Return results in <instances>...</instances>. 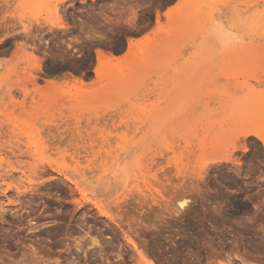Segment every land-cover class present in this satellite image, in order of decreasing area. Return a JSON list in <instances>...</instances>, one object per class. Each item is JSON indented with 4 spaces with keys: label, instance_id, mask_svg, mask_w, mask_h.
I'll return each instance as SVG.
<instances>
[{
    "label": "rangeland",
    "instance_id": "1",
    "mask_svg": "<svg viewBox=\"0 0 264 264\" xmlns=\"http://www.w3.org/2000/svg\"><path fill=\"white\" fill-rule=\"evenodd\" d=\"M54 1L0 0V85L30 78L20 43L41 59L23 109L0 87V264H145L130 239L153 264H264V148L243 137L264 124L237 100L264 91V0Z\"/></svg>",
    "mask_w": 264,
    "mask_h": 264
},
{
    "label": "bare ground",
    "instance_id": "2",
    "mask_svg": "<svg viewBox=\"0 0 264 264\" xmlns=\"http://www.w3.org/2000/svg\"><path fill=\"white\" fill-rule=\"evenodd\" d=\"M2 1H4L5 2V0H2ZM60 0H58V2H59ZM91 2H94L95 0H90ZM202 0H199V2H201ZM206 1V0H205ZM208 1V0H207ZM210 1V0H209ZM55 3H56V0L54 1ZM202 2H204V0L202 1ZM54 3V4H55ZM60 3V2H59ZM54 4H53V2H52V4L50 3V7H52V10H53V15L55 16V14H56V10L58 9L57 8V5H55L54 6ZM201 5H200V7L202 6V3H200ZM205 3H203V5H204ZM52 5V6H51ZM210 9V8H209ZM111 10H114V9H111ZM209 13H219V11H217V10H213V9H210L209 10ZM51 14V19H53L54 17H52L53 15ZM99 14H100V12H99ZM132 15V14H131ZM56 18L58 19L57 21H59V18L57 17V15H56ZM56 18H54V19H56ZM99 18V17H98ZM118 19V18H117ZM19 20H21V17H19ZM47 20H49V19H47ZM132 20H133V18H132ZM56 21V22H57ZM49 22H52V21H49ZM58 23V22H57ZM57 23H55V24H57ZM118 23V22H117ZM53 24V26H54V22L52 23ZM83 25H84V23H83ZM87 26V25H86ZM133 26V25H132ZM23 27V34H24V38H26V39H33L34 37H31V34H30V30H29V27L27 26V25H23L22 26ZM84 27V26H83ZM87 28H89V30L91 29L90 28V26L89 27H87ZM81 30V29H80ZM94 30V29H93ZM82 31V30H81ZM91 31V30H90ZM210 31H211V33L213 34V36L218 40V41H220L222 44H223V42L225 41L226 42V31L223 29V27H221L220 26V24L219 23H214V24H212L211 25V28H210ZM93 32V31H92ZM96 32V31H95ZM82 34V33H81ZM4 35V34H3ZM83 35V34H82ZM81 35V36H82ZM86 35H88V34H86ZM85 35V33H84V36H86ZM95 35V34H94ZM83 36V37H84ZM91 36V35H90ZM82 37V38H83ZM89 36H86V37H84V38H86L85 40H87V39H89L88 38ZM95 37V36H94ZM93 37V38H94ZM75 38H77V37H75ZM101 38V37H100ZM99 38V39H100ZM38 40V39H37ZM89 41H90V43H91V41L92 40H90L89 39ZM88 41V42H89ZM96 41V40H95ZM100 41V40H99ZM127 43V53H129V54H131L132 55V53L131 52H133V50H135V48H134V46L138 43L139 44V42H141L140 40H134V39H129L128 41H126ZM46 44V43H45ZM94 44V43H93ZM225 44H227V43H225ZM224 44V45H225ZM27 45H25V44H22V43H20L19 44V49H17V50H20L21 51V53H19V52H17V53H19L18 54V58H16L17 59V62H20V65H25V67H27L26 69L25 68H23V69H25L23 72L25 73V75H28L30 78H25L24 79V83H31V85L32 86H34L35 85V78H34V76H33V72H35V73H37V71H39L40 70V66H41V59H40V57H38L37 56V52H38V50L37 49H35V48H33V47H31V52L30 53H28V52H26V49H27ZM18 48V47H17ZM30 48V47H29ZM30 50V49H29ZM5 51V50H4ZM60 52V51H59ZM95 52H97L96 54H95V58H96V62H97V64L100 66V68L102 69V67L103 66H105V65H107L108 67H109V69L111 68V69H113V66L111 65V62L113 61V60H115L114 59V57H113V53L111 54V53H109V54H104V52L102 51H100L99 52V50L98 51H95ZM3 54V53H2ZM14 54V53H13ZM52 54V53H51ZM51 54H49V57H52L53 56V54L51 55ZM115 54V53H114ZM129 54H127V56L129 55ZM134 54H136V53H134ZM13 56V55H12ZM47 56V55H46ZM13 57H15V56H13ZM54 57H55V54H54ZM58 57V56H57ZM62 57V56H61ZM60 57V58H61ZM128 57H130V55L128 56ZM52 59V58H51ZM120 59V58H119ZM118 58L116 59V61L117 60H119ZM123 59V58H122ZM121 59V60H122ZM50 60V59H49ZM121 60H119V61H121ZM127 60H130V59H127ZM54 61V60H53ZM131 61V60H130ZM21 62H24L25 64H21ZM118 62V61H117ZM124 63V62H123ZM126 63V62H125ZM17 64V63H16ZM15 64V65H16ZM114 64V63H113ZM98 65H97V67H98ZM121 66L120 64H117V66ZM17 66H18V64H17ZM57 66V65H56ZM112 66V67H111ZM118 66V67H119ZM127 66V65H126ZM116 66H114V69H113V71L116 69L115 68ZM117 67V68H118ZM122 67V66H121ZM119 68V69H122V68ZM15 68H16V66H15ZM19 68V67H18ZM47 68V67H46ZM23 69H21V70H23ZM96 69V68H95ZM99 69V68H98ZM124 69V68H123ZM97 70V69H96ZM95 70V74L96 75H99V77L102 75H100L99 73H100V70H97L96 71ZM48 71V70H47ZM102 71V70H101ZM107 71V69H105V71H102V72H104V74H105V72ZM126 71V70H125ZM118 72V71H117ZM23 73V74H24ZM49 73V72H48ZM109 73L111 74V73H114V72H112V70H111V72L109 71ZM116 73V72H115ZM123 73V72H122ZM68 74V73H67ZM110 74H109V76H110ZM45 75V74H44ZM117 75V74H116ZM116 75H114V76H116ZM50 76V75H49ZM65 76V75H64ZM121 76V75H120ZM46 77V76H45ZM103 77V76H102ZM106 77V76H105ZM110 78V77H109ZM107 79H108V77H107ZM45 80H47V79H45ZM101 80H103V79H101ZM104 80H106V78L104 79ZM114 80V79H113ZM69 81V80H68ZM100 81V80H99ZM1 82V81H0ZM45 82V81H44ZM64 82V81H63ZM67 82V81H66ZM73 82V81H72ZM106 82V81H105ZM107 82H109V80L107 81ZM24 83L23 82H21V81H18L17 83H12V85H8V80H7V82H5V83H2L3 85H5V86H7L6 87V93L8 94V102H10V104H15L16 106L18 105V107H20V108H22V107H24V105H25V102H26V100H30L31 99V95H32V93H31V91H29V90H27V88H21V87H23V86H25L24 85ZM83 83H84V80H83V82L82 81H80V80H74V84L72 83L71 85H74V87H80V86H83V87H85L86 86V82H85V84L83 85ZM94 83V82H93ZM102 83V82H101ZM259 83H263V82H259ZM1 84V85H2ZM9 84H11V83H9ZM89 84V83H88ZM104 84V83H103ZM108 84V83H107ZM1 85H0V87H1ZM23 85V86H22ZM44 85H46V86H44V88H42V90L43 89H45V91H48V92H54V90H53V87H54V83L51 81V82H46V83H44ZM90 85V84H89ZM94 85V84H93ZM37 85H35L34 87H36ZM102 86V85H101ZM105 86H106V84H105ZM14 87H16L15 89H17L18 91H20L21 93H22V96H23V99L20 101V102H18L17 100H15L13 97H12V93H11V91L14 89ZM39 87V86H38ZM38 87H36L35 89H37V90H39L38 89ZM57 87V86H56ZM72 87V86H71ZM70 87V88H71ZM87 87V86H86ZM90 87H91V85H90ZM250 89H243V90H240V92H247L246 93V95H245V97H244V99H240V98H243L242 97V95H244V94H241L240 96H239V98L237 99L238 100V102H239V105H241V107H243L244 108V110L245 111H248V112H250V113H252V114H254L256 117H258L259 116V119L261 120V123L262 124H264V91H262V90H260V91H254V89L255 88H252V86L250 85ZM59 88V87H58ZM81 89H83L82 87H80ZM2 89H4L3 87H1V90ZM52 89V91H50ZM72 89V88H71ZM101 89V88H100ZM251 89H252V91H251ZM0 90V91H1ZM60 90V89H59ZM67 90H69V89H67ZM74 90V89H73ZM249 90V91H248ZM33 91H36V90H34L33 89ZM42 92H44V91H42ZM74 92H76L75 90H74ZM249 92V93H248ZM79 92H76V94L74 95L75 96V98L76 97H82V96H77V94H78ZM238 93H239V91H238ZM40 94V93H39ZM65 94V93H64ZM41 95H43V93L41 94ZM62 95V94H61ZM60 95V96H61ZM73 95V94H72ZM82 95H83V92H82ZM84 95H87V97H88V94H84ZM83 95V96H84ZM39 97H43V96H40V95H38ZM63 96L64 95H62V98L61 99H63ZM71 96V95H70ZM58 96H56V98H57ZM68 95H67V98H66V96H64V100H65V98L68 100ZM85 97V96H84ZM237 97V96H236ZM90 98H92L91 96H90ZM40 99V98H39ZM38 99V100H39ZM69 99H70V97H69ZM72 99H73V97H72ZM79 99V98H78ZM78 99H77V101H78ZM81 99V98H80ZM80 99H79V101H80ZM87 99V98H86ZM32 100V99H31ZM82 100L84 101L85 100V98H82ZM81 100V101H82ZM235 100H236V98H235ZM236 100V101H237ZM41 101V100H40ZM78 101V102H79ZM86 101V100H85ZM233 101V100H232ZM235 103V102H234ZM231 104V103H230ZM230 106V105H229ZM232 108H234V107H232ZM235 108H237V107H235ZM234 108V109H235ZM23 109V108H22ZM60 114V113H59ZM106 116V115H105ZM250 118V117H249ZM262 124H260L259 126H261ZM56 126V125H55ZM58 126V125H57ZM61 129H64V128H62V126H61ZM256 129H258V128H256ZM51 131H54V133L55 132H58V131H60V128H57V127H54L53 129L51 128L48 132H51ZM63 131V133H65L64 131H67V130H62ZM68 131H70L72 134H75V137H73L74 138V140H81L82 141V139H83V136H82V134H81V132H80V130H77V129H74V130H69L68 129ZM68 131L66 132V133H68ZM61 133V131L59 132V134ZM1 134V133H0ZM57 134V133H56ZM62 134V133H61ZM51 135V134H50ZM58 135V134H57ZM56 135V136H57ZM68 135V134H67ZM70 135V134H69ZM68 135V136H69ZM56 136H55V138H56ZM53 137V136H52ZM65 137H66V135H65ZM70 138V139H72L73 140V138ZM243 137H254V138H256V140L257 141H259L260 143H261V145H262V147L264 148V128H263V126H261L260 128H259V130H251V131H247V132H244L243 133ZM54 137H53V139H55ZM67 139H69L68 137H66ZM59 140H60V138H59ZM56 141H57V139H56ZM61 141V140H60ZM59 141V142H60ZM71 146H73V147H76V148H82L81 146H79V145H77L76 143H73V144H70ZM36 146H37V144H36ZM6 147H8V148H13L12 147V145L11 144H9L8 146L6 145ZM3 148V147H2ZM5 148V147H4ZM16 150L18 151V154H17V156L18 155H24L25 154V152H22V151H19L18 150V148H17V146H16ZM10 151V153H12V155H14V153H13V151L12 150H9ZM160 152V151H159ZM162 152V151H161ZM36 153V152H35ZM65 154V153H64ZM16 155V154H15ZM61 155V154H60ZM63 155V154H62ZM66 155V154H65ZM76 156H80V153H76L75 154ZM166 155V154H165ZM152 156V155H151ZM153 156H155V155H153ZM165 157V156H164ZM153 159H155L154 157H153ZM153 159H151V161L152 162H154L155 160H156V162H157V157H156V159L155 160H153ZM159 159V158H158ZM160 160V159H159ZM76 161H78L77 159H76ZM151 161H150V163H151ZM116 163V162H115ZM153 164V163H152ZM158 165V164H157ZM161 165V164H160ZM159 166V165H158ZM151 167H153V166H151ZM122 168V167H121ZM60 171V170H59ZM58 171V173L60 174V172L62 173V171H60L59 172ZM9 174V172L8 171H1L0 172V179H3V177H8L7 175ZM63 174H64V172H63ZM63 174H61V175H63ZM10 175V174H9ZM121 175H123V174H121ZM124 175H125V173H124ZM202 175V174H201ZM128 177V175L125 177V179ZM155 178H156V175H155ZM121 179V178H120ZM124 179V180H125ZM46 180H49L50 181V179H46ZM64 180L65 181H67V182H69V183H73L74 184V182L72 181V178L68 175L67 176V174L65 173L64 174ZM124 180H122L121 179V181L122 182H126V181H124ZM127 180V179H126ZM120 182V181H119ZM118 182V183H119ZM76 188L80 191V193L82 192V190H80L81 189V187H79L77 184H76ZM18 190V189H17ZM32 192H34L33 190H31ZM25 193V191L23 192H17V195H22V194H24ZM97 203V202H96ZM96 203H94L93 202V204L92 205H94V207L98 210L99 209V207H98V204H96ZM186 203H187V201H181V202H179L178 204H177V206L179 207V208H183V207H185V206H187L186 205ZM129 240V239H128ZM92 241V245L93 246H97V247H99L100 246V244H99V242H97L96 240H91ZM133 240H131L130 239V241H128L129 242V244L131 245V247L137 252V255H138V257H139V259H140V261H143L145 264H153L152 262H150V261H148V259L146 260V258L144 257V255L140 252V251H138L137 249V244H135V242H132ZM101 247H102V245H101ZM100 249V248H99Z\"/></svg>",
    "mask_w": 264,
    "mask_h": 264
},
{
    "label": "flooded vegetation",
    "instance_id": "3",
    "mask_svg": "<svg viewBox=\"0 0 264 264\" xmlns=\"http://www.w3.org/2000/svg\"><path fill=\"white\" fill-rule=\"evenodd\" d=\"M84 37H86V36H84ZM73 52H75L74 50H73ZM78 58H79V56H77ZM41 81L43 80V79H40Z\"/></svg>",
    "mask_w": 264,
    "mask_h": 264
}]
</instances>
